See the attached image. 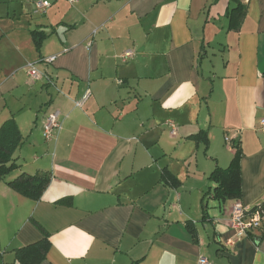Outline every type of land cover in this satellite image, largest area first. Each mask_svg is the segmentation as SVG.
I'll use <instances>...</instances> for the list:
<instances>
[{
    "label": "crops",
    "instance_id": "crops-1",
    "mask_svg": "<svg viewBox=\"0 0 264 264\" xmlns=\"http://www.w3.org/2000/svg\"><path fill=\"white\" fill-rule=\"evenodd\" d=\"M263 116L264 0H0V127L12 118L22 136L0 180V264L44 238L38 264H264V217L244 235L229 226L235 202H264ZM233 141L240 199L221 202L209 176ZM40 173L38 201L7 185Z\"/></svg>",
    "mask_w": 264,
    "mask_h": 264
},
{
    "label": "trees",
    "instance_id": "trees-1",
    "mask_svg": "<svg viewBox=\"0 0 264 264\" xmlns=\"http://www.w3.org/2000/svg\"><path fill=\"white\" fill-rule=\"evenodd\" d=\"M245 8L238 5L230 13V28H236L244 15ZM45 35L42 32H32V39L37 50L40 49ZM196 142H202L206 147L208 145L205 133L200 132L191 137ZM22 142V136L14 119H9L0 127V180L5 179L11 172L16 170L19 165L13 154ZM231 149L234 151L230 165L226 169L216 168L209 176V179L216 184L213 191L215 200L224 202L226 200L240 199V158L241 149L238 141L231 143ZM166 176L163 174L162 179ZM50 181V175L45 173L35 174L33 176L20 174L13 180L7 182V185L16 193L33 201H38ZM168 185L172 186L173 184ZM259 210L264 214V202L253 207L249 212ZM205 214V211H204ZM49 242L44 238L41 242L22 248L16 252L17 260L21 264H38L45 255Z\"/></svg>",
    "mask_w": 264,
    "mask_h": 264
},
{
    "label": "built area",
    "instance_id": "built-area-1",
    "mask_svg": "<svg viewBox=\"0 0 264 264\" xmlns=\"http://www.w3.org/2000/svg\"><path fill=\"white\" fill-rule=\"evenodd\" d=\"M78 0H68L69 3H75ZM49 7V2L42 1L35 4L34 14L43 15L46 13L47 8ZM131 57L130 52H126L122 59ZM27 75L32 80H38L40 78V74L35 68L34 64H27ZM88 98L86 95L82 101L76 103L78 107H81L85 100ZM59 112L55 111L47 116V119L42 127V137L45 141H50L56 130L59 129ZM171 128V134L175 133V125L173 123H168ZM260 131L264 135V116L260 121ZM230 139L228 137L225 138V142L230 144ZM250 211V210H249ZM245 209L239 202H235L230 211L229 217V226L231 229L235 231L236 236L244 235L250 232L253 229H257L260 225L261 220L264 217V214L255 210L253 212H249ZM231 243V240L229 241ZM197 264H213L211 261L206 258H200Z\"/></svg>",
    "mask_w": 264,
    "mask_h": 264
},
{
    "label": "rangeland",
    "instance_id": "rangeland-1",
    "mask_svg": "<svg viewBox=\"0 0 264 264\" xmlns=\"http://www.w3.org/2000/svg\"><path fill=\"white\" fill-rule=\"evenodd\" d=\"M10 177V176H9Z\"/></svg>",
    "mask_w": 264,
    "mask_h": 264
}]
</instances>
